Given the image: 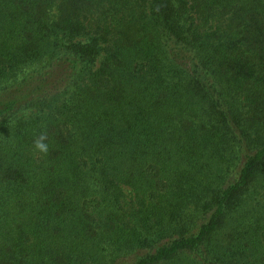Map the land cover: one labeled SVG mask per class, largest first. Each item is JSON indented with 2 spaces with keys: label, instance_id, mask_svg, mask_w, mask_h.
I'll return each instance as SVG.
<instances>
[{
  "label": "trees",
  "instance_id": "obj_1",
  "mask_svg": "<svg viewBox=\"0 0 264 264\" xmlns=\"http://www.w3.org/2000/svg\"><path fill=\"white\" fill-rule=\"evenodd\" d=\"M0 264H264V0H0Z\"/></svg>",
  "mask_w": 264,
  "mask_h": 264
},
{
  "label": "clouds",
  "instance_id": "obj_2",
  "mask_svg": "<svg viewBox=\"0 0 264 264\" xmlns=\"http://www.w3.org/2000/svg\"><path fill=\"white\" fill-rule=\"evenodd\" d=\"M48 139L45 133H41L34 141L33 152L35 155L44 156L49 152V144L46 142Z\"/></svg>",
  "mask_w": 264,
  "mask_h": 264
},
{
  "label": "rangeland",
  "instance_id": "obj_3",
  "mask_svg": "<svg viewBox=\"0 0 264 264\" xmlns=\"http://www.w3.org/2000/svg\"><path fill=\"white\" fill-rule=\"evenodd\" d=\"M29 115H31L30 113H29V111H20V112H18V113H16V114H14V115H12V116H10V118L9 119H11V120H14V119H16V118H19V117H22V116H25V117H27V116H29Z\"/></svg>",
  "mask_w": 264,
  "mask_h": 264
}]
</instances>
